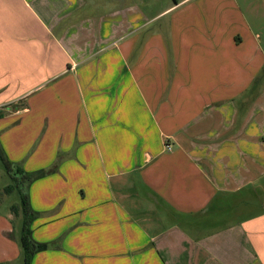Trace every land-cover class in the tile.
<instances>
[{
	"label": "crops",
	"instance_id": "obj_1",
	"mask_svg": "<svg viewBox=\"0 0 264 264\" xmlns=\"http://www.w3.org/2000/svg\"><path fill=\"white\" fill-rule=\"evenodd\" d=\"M168 2L0 0L30 264H264V0ZM20 224L4 204L0 264H23Z\"/></svg>",
	"mask_w": 264,
	"mask_h": 264
},
{
	"label": "trees",
	"instance_id": "obj_2",
	"mask_svg": "<svg viewBox=\"0 0 264 264\" xmlns=\"http://www.w3.org/2000/svg\"><path fill=\"white\" fill-rule=\"evenodd\" d=\"M262 74L264 77V69ZM5 111V109H0V118H2L5 114ZM0 162L10 180V185L5 188V192L11 193L14 191L18 197L21 215L19 242L22 250L23 264H30L33 255L46 247L43 244L36 243L31 237L30 223L33 220L34 213L29 207L26 188L34 177L30 174L24 173L20 168L12 165L5 157L1 147ZM14 214H16V212Z\"/></svg>",
	"mask_w": 264,
	"mask_h": 264
},
{
	"label": "rangeland",
	"instance_id": "obj_3",
	"mask_svg": "<svg viewBox=\"0 0 264 264\" xmlns=\"http://www.w3.org/2000/svg\"><path fill=\"white\" fill-rule=\"evenodd\" d=\"M141 1H143V0H112V3H114V4L117 3L119 5V6H117L118 9L119 8L127 9V8H129L127 6L134 5V8L138 12L145 14L146 17H149V16L152 17V16L158 14L159 12H162V10L167 7V5H168L167 3H169L168 0H146V2H144L145 5L144 4L141 5ZM235 2H237V0H235ZM235 5H237V3ZM242 9L244 10V7H242ZM242 9L240 8L241 12L243 13ZM250 9H252V7H250ZM257 10L259 11V16H262V19H263V22H264V10H263V7H257ZM250 15L251 14H249V12H248L247 16L248 17H252V15L251 16ZM167 19H168V17L165 16L161 21L152 23L149 26V28L146 29V31H150L151 32V31L158 30L159 26L161 24L164 25ZM261 25H262V23H261ZM5 115L6 114H4L2 116V118ZM59 156H61V155H59ZM11 164L13 165V163H11ZM0 169H1V171L4 170L1 162H0ZM9 185H10V180H9L8 176H6V174H4V172H1L0 173V188H2L3 186H5V188H6ZM5 188L2 190L3 194H5V196H4L5 200L1 203L0 208H3L4 204H5L7 206V208H9V210H10V213L12 215V219L15 220L20 215L18 197H17V195H16V193L14 191H12L11 193L5 192ZM1 195H2V193L0 192V198L2 199ZM15 212L17 213V215L14 214Z\"/></svg>",
	"mask_w": 264,
	"mask_h": 264
}]
</instances>
